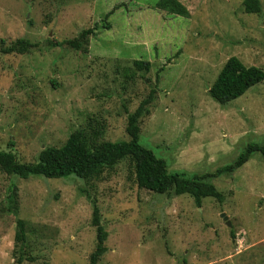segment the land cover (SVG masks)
Returning <instances> with one entry per match:
<instances>
[{
  "label": "rangeland",
  "instance_id": "obj_1",
  "mask_svg": "<svg viewBox=\"0 0 264 264\" xmlns=\"http://www.w3.org/2000/svg\"><path fill=\"white\" fill-rule=\"evenodd\" d=\"M158 1L0 0V149L35 162L77 130L93 145L130 140L128 116L152 90L140 142L170 172L213 173L264 145V81L226 104L209 94L231 56L264 69V0L260 13L244 0H180L188 17ZM209 180L224 200L199 206L140 187L130 158L89 181L1 171L0 264H19V218L33 256L22 264H89L94 204L108 232L97 264H264V154Z\"/></svg>",
  "mask_w": 264,
  "mask_h": 264
},
{
  "label": "trees",
  "instance_id": "obj_2",
  "mask_svg": "<svg viewBox=\"0 0 264 264\" xmlns=\"http://www.w3.org/2000/svg\"><path fill=\"white\" fill-rule=\"evenodd\" d=\"M156 6L185 17L190 14L186 5L180 0H159ZM244 6L248 13L262 11L260 0H244ZM113 11L114 9L108 12L106 17H109ZM105 27L110 28V24L107 23ZM95 33V30L90 28L85 30L83 35ZM71 43L76 48L81 46L76 40H72ZM134 65L137 70H149L151 62L137 59ZM263 81L262 67L246 65L239 57L231 56L210 87L209 94L217 102L226 104L243 95L251 86ZM154 93L155 90H152L138 108L129 114L127 131L130 140L104 141L93 145L87 140L83 130H77L70 135L64 145L42 149L35 162H20L13 151L0 149V172L15 174L21 178H29L31 175L60 178L75 174L89 181L100 178L105 169L113 168L121 160L130 158L135 164L136 180L140 187L158 193L173 191L176 195L190 194L199 206H202V201L206 197H214L223 202V192L209 178L233 173L245 164L255 151L264 154V145L249 144L233 163L222 166L213 173H195L188 176L185 172H170L167 161L140 142V119L149 113L148 106L154 100ZM93 224L97 227V245L90 256L89 264H97L108 250L106 245L108 232L102 224L100 208L97 204H94ZM26 225L24 219L17 220L16 244L20 243L21 247L16 262L19 264L33 257L23 250L28 242Z\"/></svg>",
  "mask_w": 264,
  "mask_h": 264
},
{
  "label": "water",
  "instance_id": "obj_3",
  "mask_svg": "<svg viewBox=\"0 0 264 264\" xmlns=\"http://www.w3.org/2000/svg\"><path fill=\"white\" fill-rule=\"evenodd\" d=\"M224 217L227 219V216L223 213ZM228 224L230 225V222L228 221Z\"/></svg>",
  "mask_w": 264,
  "mask_h": 264
}]
</instances>
